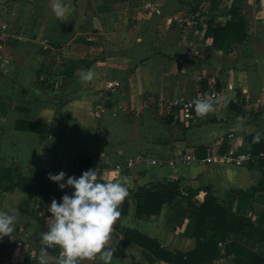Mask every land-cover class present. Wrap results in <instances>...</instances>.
I'll list each match as a JSON object with an SVG mask.
<instances>
[{"label":"crops","instance_id":"crops-1","mask_svg":"<svg viewBox=\"0 0 264 264\" xmlns=\"http://www.w3.org/2000/svg\"><path fill=\"white\" fill-rule=\"evenodd\" d=\"M51 2L0 0V178H34L36 170L79 176L89 168L73 161L97 154L106 179L126 177L133 190L178 181L195 205L210 192L228 212L264 229V191L232 196L264 180V0H66L63 17L54 16ZM233 6L245 16L247 36L218 49L214 34ZM89 68L94 78L81 80ZM206 93L217 99L201 116L194 103ZM252 136H259L258 153ZM247 151L252 159L242 166L207 162L212 153L226 159ZM138 154L155 161L130 164ZM53 199L59 201L1 182L0 209L17 210L18 217L14 231L0 238V264H39ZM177 201L188 208L182 197ZM173 209L166 204L139 219L133 206L121 228L113 226L111 264H172L150 262L143 247L125 242V228L169 251L195 249L197 237L185 235L190 214L177 225ZM230 239L264 253V239L235 231ZM218 245L222 254L213 264H236L227 242ZM59 252L48 250V264Z\"/></svg>","mask_w":264,"mask_h":264},{"label":"trees","instance_id":"trees-1","mask_svg":"<svg viewBox=\"0 0 264 264\" xmlns=\"http://www.w3.org/2000/svg\"><path fill=\"white\" fill-rule=\"evenodd\" d=\"M227 13L231 18L225 26L218 27L214 34L213 44L218 49H222L229 39L241 42L247 36V21L241 8L233 6ZM256 137H251V150L258 153L259 150L253 140ZM261 149L264 152V144H261ZM73 162L81 167L93 168L98 165L99 156L93 154ZM260 165H264V155L261 157ZM49 172L48 170H36L34 178L22 177L19 180L13 179L10 173H6L3 178H0V184L3 180H7L11 185L26 191L31 197L47 198L54 195L60 200L64 193L54 188L47 175ZM127 187L128 196L120 205L121 216L116 221V228H121V217L128 215L133 206L134 216L144 219L161 213L166 204H174L170 221L177 225H182L187 214H190L185 235L197 237V245L189 252L166 250L154 238L125 228V242L143 247L150 262L164 260L172 264H213L214 260L222 254L218 245V242L222 240L227 242L226 252L234 255L236 264H264V253H258L230 239L231 232L235 231L255 241H260L264 239V229L260 225L253 224L244 215L228 212L227 204L220 202L210 192L205 196L202 205L197 206L192 201V193L184 194L178 181L152 182L137 190L131 189L128 185ZM259 191H264V180L251 187L249 191H233L232 196L234 197L235 194L243 197L253 196ZM178 197L188 202V208L183 207L177 201ZM262 219L264 220V215Z\"/></svg>","mask_w":264,"mask_h":264},{"label":"clouds","instance_id":"clouds-1","mask_svg":"<svg viewBox=\"0 0 264 264\" xmlns=\"http://www.w3.org/2000/svg\"><path fill=\"white\" fill-rule=\"evenodd\" d=\"M51 9L54 16L63 17L68 11L66 0H52ZM94 76V69L89 68L80 78L91 81ZM216 99L214 94L207 93L204 98H197L195 112L203 116L213 111ZM47 175L60 189L71 187L72 192H65L59 201L53 199L48 206L51 215L46 218L48 229L41 235L42 244L36 257L39 264H48V250L55 246L60 248L56 264H81L97 258L103 264H111L114 250L107 245L121 216L120 205L128 196L127 178L106 179L96 167L79 176L63 170ZM17 217V210L10 213L0 209V238L14 231Z\"/></svg>","mask_w":264,"mask_h":264},{"label":"built area","instance_id":"built-area-1","mask_svg":"<svg viewBox=\"0 0 264 264\" xmlns=\"http://www.w3.org/2000/svg\"><path fill=\"white\" fill-rule=\"evenodd\" d=\"M149 8H152L154 11H158V7L153 6V5H148ZM119 84V83H116ZM215 95V94H214ZM252 159V155L250 152H244V153H239L236 156H227L226 159L223 158V156H221L219 153H212L208 159L207 162L208 163H220L224 160L231 162L237 166H242L246 163H250ZM134 161H152L154 162V159H146L142 154H138L136 155L133 159L129 160L130 164H133ZM120 167V165L118 166ZM81 264H83V262H81Z\"/></svg>","mask_w":264,"mask_h":264}]
</instances>
